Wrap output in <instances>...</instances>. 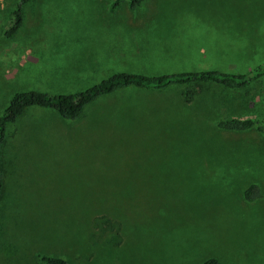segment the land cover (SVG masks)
Instances as JSON below:
<instances>
[{"label": "rangeland", "instance_id": "rangeland-1", "mask_svg": "<svg viewBox=\"0 0 264 264\" xmlns=\"http://www.w3.org/2000/svg\"><path fill=\"white\" fill-rule=\"evenodd\" d=\"M19 2L0 0V115L19 91L71 95L118 72L247 74L264 64V0H140L134 10L128 0H28L5 37ZM205 45L211 56L200 54ZM241 57L251 65H227ZM199 87L141 98L146 115L160 103L159 122L168 117L160 128L111 118L110 106L139 94L134 87L97 98L75 120L30 107L6 125L0 264H42L41 255L71 264H264V135L215 127L264 120V74L238 92ZM250 184L262 197L248 205ZM96 216L120 226L119 246L92 228Z\"/></svg>", "mask_w": 264, "mask_h": 264}, {"label": "trees", "instance_id": "trees-1", "mask_svg": "<svg viewBox=\"0 0 264 264\" xmlns=\"http://www.w3.org/2000/svg\"><path fill=\"white\" fill-rule=\"evenodd\" d=\"M28 0H20L12 11L13 24L4 32L5 37H11L16 29L21 25V7ZM140 5V0H128L127 6L134 10ZM113 6H115L113 4ZM264 74V64L256 67L255 70L247 74H230L216 70H202L195 72H178L173 74H163L156 76H146L131 73H113L111 76L99 83L75 94L47 96L37 91H19L10 95L7 105L0 115V200L3 194L4 182V160L3 147L6 140L5 126L12 124L22 113L30 107L43 109H53L56 114L64 120H75L79 118L84 108L97 98L111 94L119 89L135 87L142 89L163 90L171 86H193L200 90L201 84H212L232 91H241L251 82L258 80ZM196 90H187L183 97L186 102L193 101ZM217 130L226 132H246L254 130L264 135V120L251 118H228L216 122ZM260 189L255 184L248 185L242 191L243 201L251 205L261 198ZM92 228L109 235L107 242L114 247L121 243L120 226L109 220L105 216L93 218ZM12 235V234H11ZM9 248H13L8 243ZM42 264H71L60 257L38 256ZM200 264H222L218 259L210 257Z\"/></svg>", "mask_w": 264, "mask_h": 264}, {"label": "crops", "instance_id": "crops-1", "mask_svg": "<svg viewBox=\"0 0 264 264\" xmlns=\"http://www.w3.org/2000/svg\"><path fill=\"white\" fill-rule=\"evenodd\" d=\"M200 50H201L200 54H202L203 56H211L212 55V46L205 45ZM227 65L237 66V67L241 68L244 66L251 65V62L249 61V59L241 57L237 60H233V61L229 60L227 62ZM212 66H214V65L212 64ZM233 70H235V69H233ZM240 70L242 72H248V71H244L243 69H240ZM236 74H243V73H236ZM123 89H125V88H122L119 90H123ZM137 89L140 90V92H138L139 94H133L131 96H127L128 98L130 97L131 99H129L124 104H117V105L110 106L112 113L109 112V114H110L111 118H119L120 120H124L126 125H128L130 123L131 126H133L135 128H139V127L140 128H160L162 126L164 120H168V117L166 115L165 117L160 119V122H159V119L157 116L159 115V117H160V113H161L160 103L156 101L153 105L152 109H156L155 111H157V112L154 111L153 114L146 115L141 110H147V109H142L144 106H146L147 102L142 100L141 98L146 97V95L147 96L152 95L153 97L157 98V96H159L160 94H163L164 91H166V89H168V88L163 89V90L142 89V88H137ZM119 90H117V91H119ZM111 94H108V95H111ZM108 95H105V96H108ZM102 97H104V96H102ZM165 103H167V102H165ZM157 108H159V109H157ZM162 109L167 111L168 113H172V110L169 108H162ZM133 122H136L137 124H134ZM157 124H159V125H157ZM193 258H197V257L194 256Z\"/></svg>", "mask_w": 264, "mask_h": 264}]
</instances>
